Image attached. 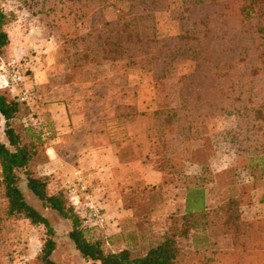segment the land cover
Segmentation results:
<instances>
[{
    "label": "trees",
    "instance_id": "1",
    "mask_svg": "<svg viewBox=\"0 0 264 264\" xmlns=\"http://www.w3.org/2000/svg\"><path fill=\"white\" fill-rule=\"evenodd\" d=\"M22 1L34 5L48 25L56 28L65 44V61L71 67L120 60L147 70L156 82L164 77V65L178 57L192 58L194 70L178 77L179 97L174 105L138 110L134 104H117L115 116H143L155 135L157 154L182 145L192 147V139L199 138L198 124L205 116L233 114L237 123L228 133L234 151L238 156L255 152L264 179V153L258 150L264 141V0H183L187 18L182 32L165 37L156 34L153 13L163 6V0H129L128 11L117 8L112 19L101 15L112 0ZM87 15L92 17L90 27L82 31L78 23ZM12 17V12L0 6V54L9 43L6 26ZM196 78L202 83L197 84ZM20 108L18 100L0 94V115L9 144L0 140L5 216L22 217L44 227L39 249L24 264L62 263L51 257L56 248L54 228L25 200L18 186L19 171L42 205L68 220V237L85 260L99 264H181L179 236L186 237L198 229H217L230 236L231 247L195 248L188 264H264V215L246 217L242 211L253 202L248 185L238 184L237 194L210 208L205 195L214 174L207 161L192 158L191 149L187 159L199 164L200 171L184 176V205L179 216L183 225L163 232L140 254L128 248L106 250V239L94 236L93 227L83 225L64 190L49 192L50 176L35 169L48 157L45 139L52 137L51 120L44 119L37 127L20 114ZM44 130L50 135L44 136ZM259 200L264 202V192Z\"/></svg>",
    "mask_w": 264,
    "mask_h": 264
},
{
    "label": "rangeland",
    "instance_id": "2",
    "mask_svg": "<svg viewBox=\"0 0 264 264\" xmlns=\"http://www.w3.org/2000/svg\"><path fill=\"white\" fill-rule=\"evenodd\" d=\"M26 2L0 0V6L13 13L12 19L6 26L9 43L0 54V78H4L7 85L14 84L17 88V93L12 94L8 91L7 85L2 87L0 83V94L6 98L18 100L21 88H31L34 94L32 103L25 104L18 100L21 104L19 112L25 117L33 113L42 116L43 120L47 118L49 120L50 118L45 115L46 110L43 107L42 98L59 100L62 97L60 87L65 82L73 81L77 83L75 87H78L79 83L88 82V78L97 73L104 75L105 81L102 80L103 83L99 88L102 93H106L101 94L100 97H89L86 102L89 110L101 111L104 107L107 110L109 107L112 108L116 102L118 105L125 104L119 103L123 98L117 94L119 90L127 88L128 99H131L134 97L132 96L133 91L137 92L132 89L133 85L140 91L143 82L147 80L153 96L152 106L154 108L171 106L177 102L179 97L178 77L194 70L195 63L192 58L178 57L164 65V77L153 82L149 81L147 70L120 60L106 59L99 64L90 63L71 67L65 61V44L56 28L48 25L44 17L35 11L36 7ZM162 2L163 6L153 11L156 34L159 37L180 34L187 18L183 10V0H163ZM129 7V0H112L110 4L102 8L101 15L105 19H112L116 15L117 8L128 11ZM91 19V15L84 17L78 23L79 29L82 31L88 29ZM15 70L22 74V80L17 83L10 80L11 73ZM39 71L42 72L39 73ZM36 74L47 75L48 82L41 86L28 85L27 80ZM196 83H202L200 78H196ZM106 88L110 89L111 93H108ZM123 99L126 100L125 97ZM207 109L211 110V107ZM3 121L0 115V140L9 145L3 131ZM122 122L126 124V127L130 126L133 131L130 135L132 138L126 145L131 154L142 153L148 149V146L151 151H154L152 147L156 142L155 135L147 128L143 116L124 117ZM236 123L237 120L233 114H210L199 122L197 127L199 138L192 139V147L182 145L175 151L155 153L153 160L164 170L163 178L158 184L129 191L133 194L129 197V204L136 207L131 221L121 223L115 221L114 223L109 218L107 224L102 227H93L91 233L106 239L104 245L106 250L117 251L121 248H128L133 254H140L159 239L163 232L178 230L183 225L179 217L181 205L179 191L185 176L184 170L191 173L200 171L199 164H191L193 163L191 161L188 163L190 149L193 154L192 158L207 161L212 168L214 176L207 185V201L210 208H215L227 196L237 194L238 184H247L253 203L248 209L247 206L242 208L243 215L246 217L248 214L264 215V203L259 200L264 192V179L258 165L259 158L255 152L238 156L234 151L228 130ZM45 140L47 145L48 139ZM258 150L259 154L264 153V141ZM44 163L36 165L35 169L39 174L50 176L48 191L63 189L62 180L69 171L47 173ZM19 174L21 178L18 186L25 200L45 215L54 228L56 251L53 259L62 264H99L98 261L85 260L81 257L80 252L68 237L67 232L70 228L68 220L62 218L56 210L44 207L27 188L23 172L19 171ZM4 207L5 199L0 187V264L29 262L32 259L27 256L33 254L35 249H39L44 227L32 225L22 217L5 216ZM178 239L181 247V264H188L191 261L195 255V248L231 247L230 236L227 233L222 234L217 229H198L186 237L179 236Z\"/></svg>",
    "mask_w": 264,
    "mask_h": 264
},
{
    "label": "crops",
    "instance_id": "3",
    "mask_svg": "<svg viewBox=\"0 0 264 264\" xmlns=\"http://www.w3.org/2000/svg\"><path fill=\"white\" fill-rule=\"evenodd\" d=\"M41 72L39 71V73ZM147 76L151 81L149 73ZM102 80H104V75L97 73L90 76L88 82L79 83L78 87H75L77 83L73 81L65 82L60 87L62 97L59 100L42 98L43 107L46 110L45 115L50 118L53 127L52 137L48 139L46 145L48 160L44 163V169L47 173L50 171L58 173L68 172L73 167L79 166L89 172L91 177L104 185L106 210L109 218L114 223L115 221L121 223L127 220L131 221L135 212V205L129 204V197L133 195L129 191L134 188H147L158 184L163 178L164 170L156 165L153 160L155 152L151 151L149 146L147 150L136 154H131L130 150L126 148L132 138L130 135L133 131L130 126L126 127V124L122 122L124 117L115 116V106L118 102L107 110L105 107L101 111L88 109L86 102L89 97H100L101 94L106 93H102L99 88L103 83ZM47 82V75L36 74L26 83L41 86ZM0 83H2V87L7 85L4 78H0ZM133 86L132 89L137 92L133 91L132 96L134 97L131 99H128L127 88L119 90L117 94L126 98V100L122 98L119 103L134 104L138 110L154 109L148 80L143 82L140 91L135 85ZM7 89L12 94L17 93L14 84L7 85ZM107 90L108 93H111L110 89ZM114 92H116L115 89ZM146 141L149 143L148 140ZM191 164L198 165L197 163ZM184 173L185 175L192 174L186 169ZM184 195L185 185L182 183L179 191L181 209L184 205ZM205 196L208 203L207 191ZM252 203L247 206V209ZM252 216L257 215L248 214L247 217ZM37 250L38 248L27 257L33 258ZM55 251L56 248L51 253L52 258Z\"/></svg>",
    "mask_w": 264,
    "mask_h": 264
},
{
    "label": "built area",
    "instance_id": "4",
    "mask_svg": "<svg viewBox=\"0 0 264 264\" xmlns=\"http://www.w3.org/2000/svg\"><path fill=\"white\" fill-rule=\"evenodd\" d=\"M10 80L17 83L22 80V74L15 70L11 73ZM18 100L25 104L32 103L34 101L32 89L21 88ZM26 118L37 127L43 122L42 116L33 113H29ZM49 133L48 130H44L43 135L47 137ZM62 184L68 202L79 212L83 225L102 227L109 222L106 192L99 180H95L81 167L75 166L64 177Z\"/></svg>",
    "mask_w": 264,
    "mask_h": 264
}]
</instances>
